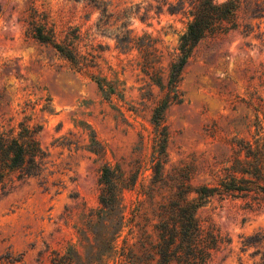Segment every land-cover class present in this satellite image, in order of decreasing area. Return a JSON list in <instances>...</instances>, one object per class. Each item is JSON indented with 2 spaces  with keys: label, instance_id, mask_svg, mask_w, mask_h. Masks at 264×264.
Masks as SVG:
<instances>
[{
  "label": "rangeland",
  "instance_id": "obj_1",
  "mask_svg": "<svg viewBox=\"0 0 264 264\" xmlns=\"http://www.w3.org/2000/svg\"><path fill=\"white\" fill-rule=\"evenodd\" d=\"M101 1L110 15L97 27L90 0H0V129L39 125L43 153L37 174L16 179L15 170L0 187V264H42L68 246L82 256L107 252L99 242L107 224L90 216L103 165L115 170L125 215L119 246L125 238L139 252L142 234L154 237L159 205L181 188L199 203L197 222L221 237L209 264H264V197L193 192L246 148H264V16L241 9L235 29L198 40L155 126L187 4ZM31 9L74 62L31 35Z\"/></svg>",
  "mask_w": 264,
  "mask_h": 264
},
{
  "label": "trees",
  "instance_id": "obj_2",
  "mask_svg": "<svg viewBox=\"0 0 264 264\" xmlns=\"http://www.w3.org/2000/svg\"><path fill=\"white\" fill-rule=\"evenodd\" d=\"M100 10L96 26L104 25L103 17H108L105 2L90 0ZM165 1V0H164ZM187 4L186 13L189 20L185 31L178 37L175 60L168 66L167 92L153 109L152 122L159 125L161 112L169 101L174 99V87L180 71L187 61L194 45L206 34H223L235 29L238 25L237 14L242 11L249 18L264 16V0H251L249 5L241 7L240 0H176L175 4ZM172 2L168 8L173 9ZM122 16L124 14L122 13ZM31 35L41 41L51 44L68 61L74 62L75 56L71 49L58 44L54 39L52 28H49L44 18L31 9L28 15ZM247 24H245L246 26ZM98 83V81H97ZM17 123V130L9 127L0 129V187L10 180L11 173L17 170L16 179L26 175H35L39 170V159L43 153L35 138L37 128ZM159 138L155 139L158 141ZM163 140V138H162ZM161 141V139H160ZM156 166L160 164L155 162ZM157 170V168H156ZM100 190L97 196L98 206L90 216L107 224L102 233V247L107 252H89L82 256L74 248L68 246L64 251L53 249L42 264H98L107 258H112L114 264H209L215 251L222 243L218 232L211 226L202 227L194 217L199 205L195 201H187L182 196V189L177 192L178 200H172L159 205L160 217L152 224L153 238L148 234L136 241L139 252H131L125 238L118 240L125 223L123 206L117 188L115 170L103 165L99 175ZM197 199L216 195L218 198L227 196L259 199L264 197V148L255 146L254 150L246 148L242 158L235 156L231 162L221 169L210 186H200L193 189ZM136 216L138 210L132 212Z\"/></svg>",
  "mask_w": 264,
  "mask_h": 264
}]
</instances>
